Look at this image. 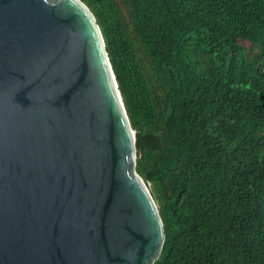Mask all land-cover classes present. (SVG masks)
I'll use <instances>...</instances> for the list:
<instances>
[{
	"label": "trees",
	"instance_id": "16d2710c",
	"mask_svg": "<svg viewBox=\"0 0 264 264\" xmlns=\"http://www.w3.org/2000/svg\"><path fill=\"white\" fill-rule=\"evenodd\" d=\"M161 196L154 264H264V0H82Z\"/></svg>",
	"mask_w": 264,
	"mask_h": 264
},
{
	"label": "water",
	"instance_id": "95a60500",
	"mask_svg": "<svg viewBox=\"0 0 264 264\" xmlns=\"http://www.w3.org/2000/svg\"><path fill=\"white\" fill-rule=\"evenodd\" d=\"M138 134L82 0H0V264H154Z\"/></svg>",
	"mask_w": 264,
	"mask_h": 264
}]
</instances>
